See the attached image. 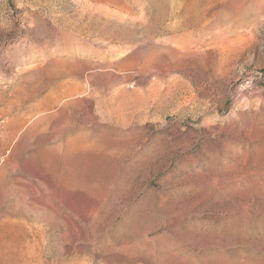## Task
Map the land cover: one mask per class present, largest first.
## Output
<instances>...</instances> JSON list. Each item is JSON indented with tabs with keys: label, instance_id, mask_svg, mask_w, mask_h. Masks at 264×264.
<instances>
[{
	"label": "rangeland",
	"instance_id": "rangeland-1",
	"mask_svg": "<svg viewBox=\"0 0 264 264\" xmlns=\"http://www.w3.org/2000/svg\"><path fill=\"white\" fill-rule=\"evenodd\" d=\"M0 264H264V0H0Z\"/></svg>",
	"mask_w": 264,
	"mask_h": 264
},
{
	"label": "bare ground",
	"instance_id": "bare-ground-1",
	"mask_svg": "<svg viewBox=\"0 0 264 264\" xmlns=\"http://www.w3.org/2000/svg\"><path fill=\"white\" fill-rule=\"evenodd\" d=\"M180 2V1H179ZM93 6V5H92ZM174 7V6H173ZM176 7V6H175ZM144 11V10H143ZM78 12V11H77ZM107 12V11H106ZM129 14V13H128ZM140 15V14H139ZM148 17V16H147ZM134 18V17H133ZM146 19V18H145ZM144 21V20H143ZM171 23V22H170ZM195 23V22H194ZM124 26V25H123ZM72 27V26H71ZM146 28V27H145ZM173 28V27H172ZM88 30V29H87ZM117 34V33H116ZM115 35V34H114ZM142 35V34H141ZM180 46V45H179ZM129 60V59H128ZM157 60V59H156ZM163 65V64H162Z\"/></svg>",
	"mask_w": 264,
	"mask_h": 264
}]
</instances>
